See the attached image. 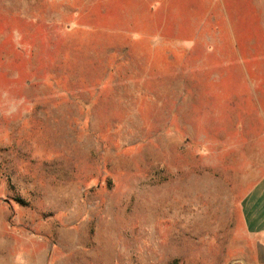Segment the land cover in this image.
<instances>
[{
  "label": "rangeland",
  "instance_id": "374dc122",
  "mask_svg": "<svg viewBox=\"0 0 264 264\" xmlns=\"http://www.w3.org/2000/svg\"><path fill=\"white\" fill-rule=\"evenodd\" d=\"M153 3L0 0V264H252V9Z\"/></svg>",
  "mask_w": 264,
  "mask_h": 264
},
{
  "label": "crops",
  "instance_id": "0c3cea01",
  "mask_svg": "<svg viewBox=\"0 0 264 264\" xmlns=\"http://www.w3.org/2000/svg\"><path fill=\"white\" fill-rule=\"evenodd\" d=\"M214 1L217 7H224V0ZM154 3L153 9L158 7ZM248 7L252 9V15L247 16V28L236 30V22L233 21V28L227 36L232 41V55L238 57V64L247 66L250 71H264V0H248ZM255 87L263 88L255 100L262 105L260 112L264 120V80L256 83ZM260 167L263 171L242 203L245 224L254 242L252 257L249 259L252 264H264V152Z\"/></svg>",
  "mask_w": 264,
  "mask_h": 264
}]
</instances>
